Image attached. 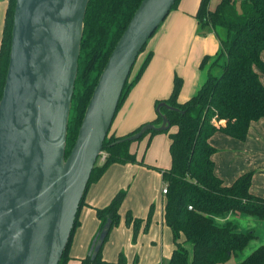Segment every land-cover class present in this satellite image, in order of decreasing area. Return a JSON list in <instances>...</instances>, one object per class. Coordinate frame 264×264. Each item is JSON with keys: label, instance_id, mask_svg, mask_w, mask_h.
<instances>
[{"label": "trees", "instance_id": "obj_1", "mask_svg": "<svg viewBox=\"0 0 264 264\" xmlns=\"http://www.w3.org/2000/svg\"><path fill=\"white\" fill-rule=\"evenodd\" d=\"M1 1V0H0ZM142 0H89L83 21V35L78 59V72L75 80L70 114L67 126L65 157L72 149L77 137L85 109L98 78L126 29L134 12ZM176 0L172 9H175ZM4 26L0 40V99L5 83L9 62L11 29L15 0H8ZM210 0H201L195 15L197 32L205 35L214 31L220 43V50L214 59L204 57L200 68H206L204 83L197 93L183 104L177 103L181 80L175 78L170 97L157 101L155 108L165 103L177 111L166 108L156 110V119L148 124L157 126L164 115L170 127L176 131L169 133L170 167L161 170L144 164L138 159L131 146L143 138L164 132L147 131L136 141L124 140L137 133L141 127L123 137H115L109 132L103 142L102 152L92 169L87 188L76 214L74 226L67 247L59 264H66L68 248L76 226L80 209L84 205L85 194L91 184L97 182L112 165L137 164L153 169L161 174L166 187L162 209V219L170 229L174 249L166 264H230L233 256L241 253L256 238L253 231L239 232L231 215H240L264 221V199L251 194L252 172L239 176L227 186L215 174L212 156L216 150L211 146V137L220 133L244 142L252 122L264 120V85L257 70L264 73V0H219L214 10L209 9ZM146 45L143 47L144 52ZM140 53V54H141ZM149 53L138 73L126 81L117 106L115 116L125 101L129 91L139 80L150 60ZM218 68V74L213 69ZM114 116V118H115ZM114 120V119H113ZM120 141V142H119ZM148 145V144H147ZM147 147V146H146ZM126 191L117 193L103 209H95L99 228L91 241L88 255L80 264H126L120 254L116 263L103 260L102 250L113 227L119 225V209ZM191 207V209H189ZM153 205L146 219L133 218L128 212L126 226L132 227V243L136 242L139 228L144 222L146 233L152 218ZM110 221V230L96 255L91 254L104 224ZM183 239V243L180 241ZM191 245V257L183 244ZM133 264H137L135 261ZM236 264H264V245L253 250Z\"/></svg>", "mask_w": 264, "mask_h": 264}, {"label": "water", "instance_id": "obj_2", "mask_svg": "<svg viewBox=\"0 0 264 264\" xmlns=\"http://www.w3.org/2000/svg\"><path fill=\"white\" fill-rule=\"evenodd\" d=\"M176 0H142L113 48L65 157L89 0H15L0 99V264H59L122 91ZM177 111L165 103L157 106ZM161 115L124 140L169 130ZM120 142V141H119ZM111 222L102 227L91 259Z\"/></svg>", "mask_w": 264, "mask_h": 264}, {"label": "crops", "instance_id": "obj_3", "mask_svg": "<svg viewBox=\"0 0 264 264\" xmlns=\"http://www.w3.org/2000/svg\"><path fill=\"white\" fill-rule=\"evenodd\" d=\"M200 1L179 0L177 7L169 12L159 29L147 41L144 52L139 54L140 58L135 62L131 78L138 73L149 53L150 60L113 120L110 133L115 137L129 135L140 126L153 122L157 117L155 103L170 97L175 78L181 80L177 96L179 104L189 101L204 83L207 70L204 68L203 72L200 63L204 57L212 58L217 55L219 40L214 31L205 35L197 32L195 15ZM218 2L219 0H210L209 9L214 10ZM5 5L4 2L0 9V40ZM261 59L264 62V53L261 54ZM257 73L264 85V73L259 70ZM172 128L171 132L156 134L151 138L147 136L134 143L131 146L132 152L136 153L138 159L143 158L147 166L168 170V134L176 131V127ZM209 142L216 150L212 156L216 176L229 186L239 176L252 172L250 192L264 199V120L250 124L244 142L220 133L214 134ZM164 186L161 174L153 169L137 164L110 166L97 182L90 185L85 194L78 225L68 248L69 258L66 264H80L88 255L91 241L99 228L95 209L105 208L120 191H126L119 209L120 222L111 229L103 246V260L116 263L121 254L126 264H133L135 261L137 264H166L174 245L171 231L162 219L164 196L161 192ZM151 205L153 213L150 226L147 232L143 233L142 222L136 242L132 243V227L125 224L126 213L129 212L133 218L144 221ZM242 220L246 222V226L249 227L252 223V228L259 227L264 231V222ZM235 225L237 230L242 232L237 224ZM252 231L255 233L254 229ZM255 235V240L261 243L260 246L264 245V242L260 241L262 232ZM180 241L183 243V239ZM185 244L187 243L183 246Z\"/></svg>", "mask_w": 264, "mask_h": 264}, {"label": "rangeland", "instance_id": "obj_4", "mask_svg": "<svg viewBox=\"0 0 264 264\" xmlns=\"http://www.w3.org/2000/svg\"><path fill=\"white\" fill-rule=\"evenodd\" d=\"M240 1L241 0H236V3H238V5H239V3H240ZM5 6H6V10H7V7H8V3L7 2H5ZM2 6H4V2H2V1H0V9L2 8ZM159 29V28H158ZM216 36V35H215ZM219 50H220V43H219V49H218V52H219ZM217 52V53H218ZM216 56V55H215ZM215 56H213L212 58H211V60L212 59H214V57ZM139 57V56H138ZM140 58V57H139ZM138 59V58H137ZM137 61V60H136ZM210 62V61H209ZM208 62V63H209ZM208 63L205 65L206 67L205 68H207L208 67ZM203 72H205V69L203 70ZM218 72H219V69L218 68H215V69H213V73L214 74H218ZM156 109L157 108H155V112H156ZM145 125H147V124H145ZM173 128L172 127H170L169 128V132H171V130H172ZM242 219H251V221H256L257 223L258 222H264V221H261V220H258V219H256V218H251V217H246V216H241L240 217V215H233L232 217H230V219H229V221H231V222H234L235 224H237V226L239 227V229L240 230H242V232H247V231H252V229H254V231H255V234H261V232H262V238H260V241L262 240L263 242H264V231H263V229H260L259 227L258 228H252L253 227V225L254 224H252V223H250L249 224V227L248 226H246V222L245 221H243ZM254 223V222H253ZM249 229H248V228ZM260 242H258L257 240H255V239H253L251 242H249V244L247 245V247L241 252V253H239L237 256H233L231 259H230V261H229V263L230 264H236V263H238V262H240V261H242L246 256H248L251 252H252V250H255L257 247H259L260 246V244H259ZM264 244V243H263ZM184 248L185 249H187L188 250V253H189V258L191 257V253H190V251H191V245L190 244H185L184 245Z\"/></svg>", "mask_w": 264, "mask_h": 264}, {"label": "built area", "instance_id": "obj_5", "mask_svg": "<svg viewBox=\"0 0 264 264\" xmlns=\"http://www.w3.org/2000/svg\"><path fill=\"white\" fill-rule=\"evenodd\" d=\"M2 2H7L8 0H1ZM106 155L101 152L99 155V162L102 163L105 160ZM162 195L166 194V187L164 186V188L162 189ZM189 209H191V207H189Z\"/></svg>", "mask_w": 264, "mask_h": 264}]
</instances>
